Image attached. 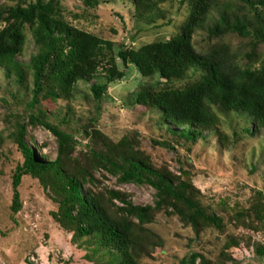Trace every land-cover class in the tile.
Listing matches in <instances>:
<instances>
[{
  "label": "rangeland",
  "instance_id": "374dc122",
  "mask_svg": "<svg viewBox=\"0 0 264 264\" xmlns=\"http://www.w3.org/2000/svg\"><path fill=\"white\" fill-rule=\"evenodd\" d=\"M20 1L0 0V8ZM160 6L167 17L146 25L134 18L133 0H113L97 8H88L81 0H60L57 7L69 24L114 42L117 68L125 76L109 85L101 101L91 91L93 82L81 80L73 86L70 97L42 99L37 107L46 110L54 124L66 119L61 128L75 135L74 155L82 164L92 163L89 150L93 145L84 127L90 131L97 128L115 142L128 138L155 167L166 168L192 183L202 206L220 219V225H207L197 232L173 207L165 206L145 225L158 245L150 256L142 258L144 264H203L201 257L192 261L196 254L211 264H264V130L257 129L246 114L227 112L216 105L217 128L192 141L171 133L184 126L164 119L160 109L134 102V95L145 88L182 89L201 77V71L191 70L186 78L172 83L160 76L148 79L136 64H124L119 58L122 50H138L178 36L190 13L189 2L180 5L179 0L168 1ZM10 23L0 20V31ZM30 29L25 24L27 42L18 56L24 63L37 53ZM193 43L201 52L228 45L238 53L243 67L264 69V44L253 36L229 33L217 38L202 29L193 36ZM32 78L30 72L26 83L20 85L0 67V264H98L89 256L92 251L78 247L73 233L57 221L54 193L38 177L24 176L19 188L22 208L17 213L12 209L14 174L25 160L16 136L19 126L28 124L26 141L38 158L53 160L59 149L52 131L30 122ZM248 127L253 134L247 132ZM92 172L98 189L105 193L117 190L134 204L155 205L156 189L151 185L122 182L104 168H92ZM90 187L87 184L85 191ZM115 203L123 206L119 200Z\"/></svg>",
  "mask_w": 264,
  "mask_h": 264
},
{
  "label": "trees",
  "instance_id": "16d2710c",
  "mask_svg": "<svg viewBox=\"0 0 264 264\" xmlns=\"http://www.w3.org/2000/svg\"><path fill=\"white\" fill-rule=\"evenodd\" d=\"M81 1L88 8H97L113 0ZM168 1L177 0H133L134 18L154 25L167 17L160 4ZM187 2L189 16L173 40L122 50L118 56L124 64H136L148 79L160 76L172 83L193 70L201 71L200 80L182 89L148 87L134 95V102L160 109L164 119L184 126L170 132L192 141L205 138V132L217 128L220 119L216 105L227 112L246 114L257 129L264 130V69L243 67L238 53L228 45L201 52L193 43V36L204 29L211 37L238 33L264 44V0H179L180 5ZM59 3L60 0H21L0 8V20L11 22L0 31V67L9 77H16L20 85L26 83L31 72L30 122L46 126L59 143L53 160L38 158L26 141L28 124L19 126L16 136L25 160L14 174L12 209L17 213L22 208L19 188L24 176H36L54 193L57 221L73 233L78 247L92 251L89 256L98 264H144L142 258L150 256L158 245L145 225L152 223L165 206L173 207L197 232L207 225H220V219L202 206L192 183L166 168L155 167L128 138L115 142L97 128L90 131L84 127L93 145L89 150L91 166L82 164L74 155L78 143L75 135L61 128L66 119L54 124L47 111L37 107L42 99L70 97L73 86L81 80L93 82L91 91L101 101L109 85L125 76L117 68L114 42L69 24L57 7ZM25 24L30 25L37 46V53L28 63L18 59L27 42ZM246 130L254 133L252 127ZM92 168H104L122 182L151 185L156 189L155 205H137L120 191L105 193L98 189ZM87 184L93 187L85 191ZM198 257L206 264L203 255L196 254L192 261Z\"/></svg>",
  "mask_w": 264,
  "mask_h": 264
}]
</instances>
